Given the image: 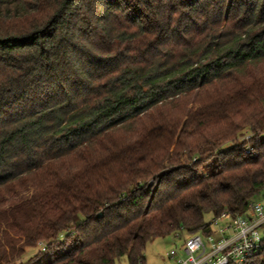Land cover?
<instances>
[{
    "label": "trees",
    "instance_id": "trees-1",
    "mask_svg": "<svg viewBox=\"0 0 264 264\" xmlns=\"http://www.w3.org/2000/svg\"><path fill=\"white\" fill-rule=\"evenodd\" d=\"M263 190L264 0H0V264H145Z\"/></svg>",
    "mask_w": 264,
    "mask_h": 264
},
{
    "label": "built area",
    "instance_id": "built-area-1",
    "mask_svg": "<svg viewBox=\"0 0 264 264\" xmlns=\"http://www.w3.org/2000/svg\"><path fill=\"white\" fill-rule=\"evenodd\" d=\"M250 135L241 141L247 143L246 153L251 152ZM243 216L225 212L211 220L212 233L183 237L181 232L173 237L180 243L168 254L172 264H249L264 251V197L249 203ZM41 251H45V246Z\"/></svg>",
    "mask_w": 264,
    "mask_h": 264
},
{
    "label": "rangeland",
    "instance_id": "rangeland-1",
    "mask_svg": "<svg viewBox=\"0 0 264 264\" xmlns=\"http://www.w3.org/2000/svg\"><path fill=\"white\" fill-rule=\"evenodd\" d=\"M33 189L29 186L25 190L16 191L13 195L15 200H22L31 196ZM264 197V190L260 193L256 199ZM10 207L8 204L7 208ZM210 221L211 218L207 217ZM180 243L173 236H166L161 238H156L150 242L144 252L145 264H172L173 261L170 260L168 254L172 250H176ZM45 246V245H44ZM42 246H39L36 250H31L23 259V261L28 260L33 254L41 251ZM13 264H19V261H13ZM119 264H127L126 259H122Z\"/></svg>",
    "mask_w": 264,
    "mask_h": 264
}]
</instances>
